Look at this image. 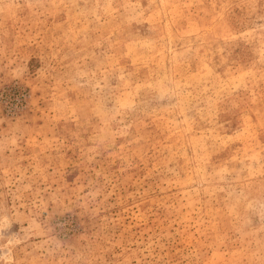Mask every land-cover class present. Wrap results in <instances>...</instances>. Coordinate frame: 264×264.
Instances as JSON below:
<instances>
[{"label": "rangeland", "instance_id": "rangeland-1", "mask_svg": "<svg viewBox=\"0 0 264 264\" xmlns=\"http://www.w3.org/2000/svg\"><path fill=\"white\" fill-rule=\"evenodd\" d=\"M0 264H264V0H0Z\"/></svg>", "mask_w": 264, "mask_h": 264}]
</instances>
